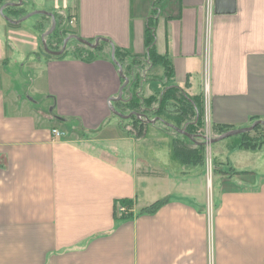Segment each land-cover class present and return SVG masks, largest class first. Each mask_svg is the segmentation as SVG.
I'll return each instance as SVG.
<instances>
[{
	"label": "crops",
	"instance_id": "0c3cea01",
	"mask_svg": "<svg viewBox=\"0 0 264 264\" xmlns=\"http://www.w3.org/2000/svg\"><path fill=\"white\" fill-rule=\"evenodd\" d=\"M233 1L207 13L206 0H64L74 35L128 52L121 99L111 48L39 54L40 39L0 14V264H210L209 253L211 264H264V148L235 147L263 153L257 168L208 178L206 194L197 164H171L168 132L137 139L116 114L132 96L156 98L151 113L166 89L202 101L208 51L212 131L264 120V0ZM149 25L167 74L146 53Z\"/></svg>",
	"mask_w": 264,
	"mask_h": 264
},
{
	"label": "rangeland",
	"instance_id": "374dc122",
	"mask_svg": "<svg viewBox=\"0 0 264 264\" xmlns=\"http://www.w3.org/2000/svg\"><path fill=\"white\" fill-rule=\"evenodd\" d=\"M63 1L64 0H56L55 1L56 2L55 7H54V0H22L23 5L19 6V11H17L18 14L15 13L16 14V15H14L15 17H12V18L13 19H16V18L19 19V18L27 15L29 12H32L35 10H44V11L52 12L53 14H55L54 17H55V21H57V28L59 30L65 29L66 32L64 34H66V36L62 35V37H63L62 42L56 43L57 40L52 35L48 34L47 36H44V41L47 44V46L49 47V50L53 51L52 49H55L56 47H59V46H63L64 45L63 41H64V39H66L67 41L65 43L66 44L65 48L68 52H71V51H73V49L75 47H80L81 44L78 43L77 41H75V39L72 37L67 39L70 34L71 35L73 34L72 31L74 29H73V25L69 22V9H68V7H66L67 4L64 3ZM1 5H0V7H1ZM13 12H14V10H13ZM2 15H6V8H5V11L3 12ZM70 17H71V15H70ZM50 21H51L50 17H44L41 14H34V15L27 17L26 19L21 20L20 23L17 25L18 30L23 31V34L25 36L33 35V37H35L37 42L40 39V48L38 50L39 54H42V52L44 50V47L42 45L41 35L43 33H45L50 28V25H51ZM27 49H29L28 46L25 47L26 51H27ZM203 60H204V58H203ZM125 95H126L125 90H123L122 98L125 97ZM147 105L150 106L149 102L147 103ZM147 105L145 104L144 106H147ZM122 110H123V113L128 112L126 107ZM151 113L148 114L149 117L151 116ZM119 121H120L121 131H131V130H129V128L132 125V120L130 118L129 119H127V118L126 119H119ZM251 124H249V125H251ZM156 125L157 126L146 123L145 127L140 129V131H139L140 133L137 135V139H140V138L144 139L147 131H150L152 133H155L156 131H166L169 133V135H168V146L169 147L171 144V139L174 136H178V138L183 139L185 141V144L189 143V140L185 136L177 135V133L173 130V128H166L160 122L159 123L157 122ZM202 126L203 125H201V127ZM198 130H199V128H198ZM198 132L200 133L201 131H198ZM157 134H159V133H157ZM213 134L214 135L212 137H215L217 135V133H215V132ZM147 137H149V136H147ZM202 141H204L203 138H202ZM242 141L243 142L246 141L245 143L250 144V145L255 146V147L256 146L258 147L259 145H261L260 149H261V147L264 148V126H258V127L254 128V129L250 130L249 132H246L245 134H242V135L237 134V135H233L230 137H226V138H224L218 142L211 143L209 145L203 144L202 154L200 153V156H199L200 159H198V157L193 154L192 158L194 159V161L198 160L197 163H195V166L198 165V171H196V173L199 174V176H197L198 182H196V183H198V184L203 183L206 194H209L211 192V183H210V185L207 183L208 178H210L211 182H213V184L215 185L216 179H218V178L241 177L242 174H237V172H236V171H239V169H241V168H255V169L257 168L256 166H258V163H259L258 161L260 160L263 153L260 152V154H258V156H256V155L251 156L253 159H249V160L244 159L242 157L243 155H240L237 153L234 154V152H233L235 150L234 148L240 147L241 146L240 144L242 143ZM224 142L229 143V144H227L226 147H224V146L221 147L222 143H224ZM207 147H209L210 150ZM225 148H228L227 151L225 150ZM171 151L172 150L170 147V157L169 158H170L171 164L177 165V167H179L180 169H183L182 168V167H184L183 164H181V162H179V160L183 159L182 156L178 155L179 158L177 157L176 154L172 156ZM185 151H188V150H185ZM186 154L187 153H184L185 160L188 159V156L191 158L190 154H187V155ZM224 154L227 155V160L229 161V164H227V166H225V168L221 167L220 166L221 164H219V162H218L219 160H221V158L223 157ZM207 160L209 162L211 161V163H212V174H211L212 176L210 175V173H208L207 168L204 169V165L207 162ZM253 165H255V167ZM214 166H216V168H214ZM205 167H206V165H205ZM213 168H214V170H213ZM137 169H141L140 166ZM185 171L186 170H184L182 173H184ZM207 173L209 176L207 175Z\"/></svg>",
	"mask_w": 264,
	"mask_h": 264
},
{
	"label": "trees",
	"instance_id": "16d2710c",
	"mask_svg": "<svg viewBox=\"0 0 264 264\" xmlns=\"http://www.w3.org/2000/svg\"><path fill=\"white\" fill-rule=\"evenodd\" d=\"M5 8L7 10H9V16L15 17L14 15L18 14L17 11H19V7L16 8H11L10 6H5ZM4 8V10H5ZM3 10V12H4ZM14 10V12H13ZM16 13V14H15ZM42 15V14H41ZM55 15V14H54ZM44 17H48L46 15H42ZM51 24V21H50ZM58 30V31H57ZM66 31L65 29H61L59 30L57 28V21H56V27L54 28V30L52 31V33L50 35H52L57 42L56 43H61L63 40L62 35L66 36V34H64ZM49 35V36H50ZM55 41V40H54ZM77 41V40H75ZM145 45L147 47V54L150 56V58L152 59V62L158 61L157 63H161L165 66V73L167 74L168 72V65L166 64L165 60L163 58H161L160 56L156 55L155 52L153 51V42H154V33L152 32V28L149 26L146 27L145 29ZM78 42V41H77ZM80 43V42H78ZM81 46L80 47H75L73 49V51H71V53L73 55H76L78 57H81L83 59H91L94 58L96 56V54L98 53V50H100V48L102 46H108L109 48H111V44L107 41V40H100L99 44L93 48V47H88L85 44L80 43ZM57 45V44H56ZM48 47V46H47ZM82 47V48H81ZM114 49H115V59L122 64L123 60L125 59V56L128 55L127 51H124L123 49L117 48L113 45ZM49 49V47H48ZM61 49V46L56 47L55 49H52L54 51H58ZM68 51L65 49L62 53L55 55V56H63L64 54H66ZM43 53H45L46 55H50L52 56L51 53L46 52L45 50H43ZM124 70V69H123ZM125 89V88H124ZM172 89H166L163 93H161L159 95L158 98V104L152 108L151 110V115L155 116V115H161L163 116L164 120L172 123L174 125H176L177 127L185 130L186 132L190 133L192 135V137H187L183 134H180L178 132H176L174 129V131L177 133V135H182L185 136L188 140H189V145L185 144V141L181 138H178V136H174L171 139V154L173 155H177V157L179 158V156H182L183 159L179 160V162L181 163H191L193 165H195V163H197V161L192 158L193 154L196 155L199 158L200 153L202 154V149H203V141H202V136L201 133H199L197 130L198 128L201 127L202 125V112H203V108H202V101L201 99L195 98L193 99L190 103L188 102V100H186L184 97H182L181 95L175 93V92H169ZM150 99L152 100H156V98L154 99L153 97L148 98L147 100L142 98L141 101H139L138 97L132 96L128 99V101H126L125 106L123 108H121V113H123V110L125 107L129 109V112L124 113V114H128L131 111H136L138 113H141L143 115V113L145 112V108H144V102L147 104L148 102L150 103ZM167 100H176L179 102V105L181 107V111L180 112H167L164 110V104ZM132 120V125L129 128L128 131L130 134H132L133 136H136L140 133V129L145 127L146 123L148 124V121H145L143 119H139L136 115H132L129 117ZM127 118V119H129ZM146 118L148 119L149 116L147 115ZM123 119V118H121ZM159 123V121H156ZM164 125V127L166 128H171L168 125H165L164 123H162ZM258 126H262V125H257ZM255 127V128H256ZM213 129L215 130L214 132L217 133V136L227 132L228 130L231 129V127H227V126H215L213 125ZM134 130V131H133ZM245 133H241L238 135H242ZM246 141H242V143L239 145L240 147L237 148H246V149H252V150H257L258 148H260L261 145H259L258 147L256 146H252L250 144L245 143ZM263 144V143H262ZM188 150V151H185ZM184 153L190 154L191 158L188 156V159L185 160L184 158ZM186 154V155H187ZM179 155V156H178ZM204 162V161H203ZM214 168H216V166H214ZM213 168V170H214ZM237 174H245L248 171H236ZM163 201H157L154 205H152L153 207H156L157 205H159L160 203H162ZM120 205H123L127 208H129V204H130V200H126V199H122ZM150 208H147L146 210H149Z\"/></svg>",
	"mask_w": 264,
	"mask_h": 264
},
{
	"label": "water",
	"instance_id": "95a60500",
	"mask_svg": "<svg viewBox=\"0 0 264 264\" xmlns=\"http://www.w3.org/2000/svg\"><path fill=\"white\" fill-rule=\"evenodd\" d=\"M22 2V0H17L16 2H6L4 4L1 5L0 7V13L1 15L3 14V9L5 8V6L7 5H13V6H17ZM233 6H234V1L233 0H214V11L215 12H231L233 10ZM34 14H42V15H46L48 17L51 18V25L50 28L41 35V40H42V45L44 47V50L46 52L51 53L52 55H58L60 53L63 52V50L65 49V43H66V39H64V45L62 46V48L58 51H51L48 49L47 44L44 41V36H47L48 34H51L52 31L54 30L55 26H56V21H55V17L54 14L52 12H48V11H44V10H35L32 12H29L27 15H25L24 17H21L19 19H12L7 15H2L7 21H9L10 23H18L23 19H26L27 17L34 15ZM72 38H74L75 40H77L78 42L87 45L88 47H93L95 48L98 44L100 40H107L104 38H100L97 37L95 38L94 42L91 41H87L82 39L81 37L77 36V35H70ZM110 44H111V59L112 61L117 65L118 67V71H119V75L120 77H122L124 79L123 84L120 86L119 91H118V95H117V99H121L122 97V91L123 88L126 87L127 83H128V77L125 76V74L123 73V66L121 63H119L116 59H115V49L113 47V44L111 43V41L107 40ZM164 110L167 112H180L182 109L180 107V105L178 103H176L173 100H167L164 104ZM117 115H119L121 118H129L132 115H137L136 111H131L128 114H123V113H118L116 112ZM149 121V120H148ZM150 122H154V120H150ZM162 123H164L165 125L170 126L171 128H173L176 132L183 134L187 137H192V135L188 132H186L185 130L177 127L176 125L169 123L165 120H161ZM257 125H262L264 126V120L262 119H257L255 120L251 125L246 126V127H241V128H235V129H230L227 132L217 136V137H212L209 142L210 143H215L218 142L226 137H230L233 135H237V134H241V133H246L249 132L250 130L254 129ZM204 144V142H203Z\"/></svg>",
	"mask_w": 264,
	"mask_h": 264
},
{
	"label": "built area",
	"instance_id": "2783aa9c",
	"mask_svg": "<svg viewBox=\"0 0 264 264\" xmlns=\"http://www.w3.org/2000/svg\"><path fill=\"white\" fill-rule=\"evenodd\" d=\"M214 7V0H206V9L207 13H210ZM74 18H70L69 22L72 23ZM208 73H209V54L208 51H205L204 53V72H203V96H202V127L199 128V131H201V136L204 139V145H209L211 144L209 140L212 138L213 131H212V126H211V114H210V103H209V94H208ZM202 128V129H201ZM52 134L54 137L58 138L63 135V132H61L59 129L53 128L51 130ZM209 150L210 148L207 147ZM206 168L208 173L212 172V163L211 161L205 163ZM210 184V183H209ZM117 210L122 213L125 212L127 209L123 205H119ZM209 263H212V257L211 254L209 253Z\"/></svg>",
	"mask_w": 264,
	"mask_h": 264
},
{
	"label": "flooded vegetation",
	"instance_id": "af4514ba",
	"mask_svg": "<svg viewBox=\"0 0 264 264\" xmlns=\"http://www.w3.org/2000/svg\"><path fill=\"white\" fill-rule=\"evenodd\" d=\"M10 2H16V0H11ZM7 6H10L11 8H16V7H18V6H13V5H7ZM71 35V34H70ZM69 35V37L67 38V39H69V38H71V36ZM66 46V45H65ZM61 48H62V46H61ZM66 49V48H65ZM64 49V50H65ZM63 50V51H64ZM173 101H175V102H177L178 104H179V102L178 101H176V100H173ZM134 111V110H133ZM151 112V111H150ZM137 113V117L139 118V119H143V120H145V121H148V122H150V120H154V122H156V121H159L160 123H162L161 122V120H164V118H163V116H161V115H155V116H153L152 115V118H151V116L147 119L146 118V116L149 114V110H147L146 109V112H144L143 113V115L141 114V113H138V112H136ZM199 131V130H198Z\"/></svg>",
	"mask_w": 264,
	"mask_h": 264
}]
</instances>
